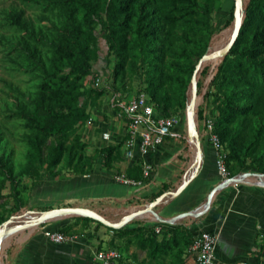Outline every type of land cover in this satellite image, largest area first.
Wrapping results in <instances>:
<instances>
[{
    "label": "trees",
    "instance_id": "16d2710c",
    "mask_svg": "<svg viewBox=\"0 0 264 264\" xmlns=\"http://www.w3.org/2000/svg\"><path fill=\"white\" fill-rule=\"evenodd\" d=\"M216 2L217 0H202L201 3L197 0H62L60 3L64 15L54 46L56 57L46 75L42 95L33 103L32 111L24 116L25 127L32 136L28 140L25 164L17 177L30 179L32 187L41 183L43 172H46L49 178L58 177L52 170L61 163L67 153L68 142L76 128L91 118L90 102L105 92L104 89H95L92 86L85 88L80 83L94 76V66L99 59L100 39L106 48L103 58L109 67L111 82L113 78L123 75L127 67L135 69L136 72L140 68L143 69L146 86L134 94L143 92L154 106L161 110L164 117H174L169 112L164 96L158 94L159 85L154 76V73L160 70L156 65V45L160 39V27L164 28L166 38L172 37L183 25L199 24L205 20L203 23L207 27V20ZM240 17L242 23L238 35L216 66V70L213 71L206 65L196 74L204 77L213 74L203 98L205 105L198 109V118L201 119L203 114L210 110L215 112L212 132L217 135L221 150L225 153L224 162L229 178L233 177L232 174L239 175L245 168L253 175L264 174V151L257 152L258 139L264 136V122L254 136L249 132L256 120L264 116V0H249L245 8L240 9ZM233 18L234 7L231 6L224 26H228ZM213 33L211 29L206 41L195 45L197 51L190 50L189 55L182 53L185 61L178 63V74L174 76L173 81L181 87L183 98L197 62L206 53L208 39ZM48 93L50 97L47 98ZM125 139L118 144L106 146L103 151L109 156L122 153ZM74 141L78 149H83L77 137H74ZM108 155L103 159L104 163L109 162ZM114 159L108 167L103 164V170H113L116 163ZM0 170L15 193L18 182L1 160ZM73 171L72 176L78 177L94 173H85L83 167L79 170L76 167ZM125 176L135 182H150V176H143L140 160L125 169ZM167 187L162 186V190L155 194L156 198ZM14 201L22 202L18 197H14ZM48 210H51V207H40L36 212L41 214ZM77 222L101 226L89 217L78 218ZM69 225L70 223L60 228L65 236H73L76 233L72 231V226L68 227ZM154 226L143 224L138 228L136 225L128 230L108 228L113 232L109 251L121 255L120 245L114 236L121 232L124 237L140 232L142 248L151 249L152 255L158 250L169 252L182 247L179 241L186 236L187 242L183 246L187 253L184 250L177 260V264H184L192 243L191 239L188 240L192 238L191 232L183 226H175L170 233L164 231L159 239V234L153 231ZM84 231L83 229L79 232L83 234ZM261 247L259 253L261 264H264V244Z\"/></svg>",
    "mask_w": 264,
    "mask_h": 264
},
{
    "label": "rangeland",
    "instance_id": "374dc122",
    "mask_svg": "<svg viewBox=\"0 0 264 264\" xmlns=\"http://www.w3.org/2000/svg\"><path fill=\"white\" fill-rule=\"evenodd\" d=\"M61 1L0 0V160L7 171L18 182V187L14 193L10 184L5 181V174L0 170V228L9 220H15L13 222H16V219L27 220L32 217V214L27 212L28 210H33L34 207L32 204L33 187L31 186V181L26 177H17L25 164L28 140L32 136L25 127L24 116L32 111L33 103L42 95V86L46 75L50 72L51 62L56 57L54 46L64 15ZM201 1L197 0L198 3H201ZM248 1L217 0L214 10L207 20V27L203 23L205 20L200 21L199 24L183 25L173 33L172 37L167 38L164 34V28L160 27V39L156 45L158 49L156 65L160 70L154 73L157 78L156 82L159 85L158 94L166 99L169 112L176 118L177 126H180L182 133H188L186 116L187 113L190 114L193 131L189 135L194 137L195 134L199 143L202 136H205L207 121L210 120L213 123L215 116V112L210 110L208 113L203 114L201 119L198 118V109L205 105L203 98L208 89L210 77L213 74L211 73L207 77L202 75L196 77L195 106L191 110V81L185 98L181 95L179 84L173 81L174 76L178 74V63L181 64L185 61L182 53L189 55L190 50L197 51L195 45L205 42L212 29L214 33L208 39L206 53L197 62V65L200 64L199 70L209 65L211 70L215 71L216 66L224 57L220 52L227 46L235 32L237 21L240 18V9L245 8ZM231 6L234 7V18L228 26H224ZM154 19L157 21L156 17ZM99 48V59L94 66V76L88 77L80 83L85 88L92 86L95 89H104L105 92L102 96L90 102L89 113L93 120L90 123L85 122L76 128L68 142L67 153L61 163L52 170L54 174L58 175L57 178L59 179L72 176L76 167L78 170L83 167L85 173L102 171L103 164L108 167L114 158L116 163L115 168L110 171L111 174L115 177L122 174L125 176L124 166L126 160L123 147L121 148L122 153H114L110 156L103 149L110 144H118L120 142L123 136V124L118 116L120 109L116 106L119 105V101L127 100L138 89L146 86L145 75L141 68L136 72L135 69L127 67L123 75L113 78V82H111L110 70L103 58L106 48L101 39ZM193 60H196V58H193ZM130 63L132 64L133 61L131 60ZM67 71L68 68L65 69V72ZM177 76L179 77L180 75ZM46 97H50V93ZM263 122L264 116L256 120L255 124L250 127L249 132L252 136L255 135L256 130ZM102 131L110 132L111 143L100 140ZM74 137L78 138L79 144L83 146V149H78ZM257 144V152L264 151V136L258 139ZM107 155L109 156V162L104 163L103 159ZM46 174V172L41 174V182L52 180ZM246 175H253L249 173L248 168H245L237 176L232 174L233 177L230 179H240L241 182L250 180L251 185H256L255 180L258 179L256 176H264V174H255V177L253 175L252 177L243 178ZM2 184H4V187H2ZM232 186L240 185L238 183ZM14 197L20 198L23 204L22 202H15ZM148 198L147 201L149 203L157 199L155 193ZM106 204L108 203L88 204L91 209H85L91 210L96 215L112 223L122 222L121 218H114L104 212L103 206H106ZM65 207L76 206L73 204H62V208ZM34 209L36 210V208ZM68 218V220H72L68 227L72 226L73 232H79L83 229L98 230L100 228L102 230L106 229L107 233L109 231L108 227L99 226L95 223L80 224L77 220L82 218V216H68ZM143 223L137 222V227H141ZM60 225L64 226L63 224ZM127 227L129 228V226H126L124 230H128L126 229ZM120 229L123 228L117 227V229L112 230ZM123 234L121 232L114 235L115 240L120 245L121 255L118 253L120 257L113 264H177L181 253L184 250L187 253L186 248L183 246L187 242L186 236L179 241L183 248H174L169 252L158 250L155 255H152L151 249L145 250L142 248L140 232L126 237ZM163 234L162 232L158 235L159 239ZM190 239L192 240L191 237L188 238V240ZM261 248H258V253ZM189 254H186L184 264H193L190 258L188 259ZM187 259L188 262L186 263ZM259 259L261 264V256Z\"/></svg>",
    "mask_w": 264,
    "mask_h": 264
},
{
    "label": "crops",
    "instance_id": "0c3cea01",
    "mask_svg": "<svg viewBox=\"0 0 264 264\" xmlns=\"http://www.w3.org/2000/svg\"><path fill=\"white\" fill-rule=\"evenodd\" d=\"M199 144L198 157L195 138L182 133L176 125L158 151L147 158L152 167L148 184L123 185L105 170L82 177L52 178L32 188L34 207L27 212L33 219L39 216L36 211L40 207L57 209L62 208V204H73L91 209L88 204L108 203L103 206L104 212L127 220L121 228L129 226L126 229H130L138 225L137 222H144L163 232H171L175 226H184L191 234L201 230L214 232L218 235L217 264H260L257 236L260 231L264 234V178L255 180L256 185L248 180L236 187L221 186L223 181L215 167V151L205 136ZM164 185L167 189L149 210L155 201L149 203L148 197L162 190ZM68 219L67 216L54 218L5 233L0 245V264H100L95 254L109 250L112 231L88 229L83 234L76 232L67 236L71 239L59 244L44 236V230L53 231L71 223ZM13 221L2 225L0 230L5 227L7 232L21 225L23 219ZM189 258L194 264L191 254Z\"/></svg>",
    "mask_w": 264,
    "mask_h": 264
},
{
    "label": "built area",
    "instance_id": "2783aa9c",
    "mask_svg": "<svg viewBox=\"0 0 264 264\" xmlns=\"http://www.w3.org/2000/svg\"><path fill=\"white\" fill-rule=\"evenodd\" d=\"M120 102V103H119ZM116 107L120 109L119 118L123 124V138L125 139L123 149L126 160L125 167L129 168L136 160L142 163L143 176L151 175V165L147 158L155 154L162 146L165 139L172 133L177 125L175 117H164L161 110L156 108L143 92L131 95L125 101H119ZM92 117L87 121L90 123ZM212 122L206 123L205 137L215 151V166L217 173L222 181L229 178L225 167V153L222 152L217 135L212 132ZM100 140L110 142L111 134L109 131H102ZM120 140V141H121ZM111 143V142H110ZM115 181L127 185L138 186L141 182L129 180L123 174L114 176ZM27 219V221L34 220ZM25 220L22 223L27 222ZM156 234L163 231L159 227H153ZM168 232H170L168 230ZM44 236L51 242L59 244L68 241V238L61 233L60 228L55 230H44ZM259 246L264 243V234L260 231L257 236ZM218 241V235L214 232L201 230L192 234V243L189 247V253L194 258V264H217L215 247ZM119 254L115 251H100L95 254V260L100 264H113L119 259Z\"/></svg>",
    "mask_w": 264,
    "mask_h": 264
},
{
    "label": "water",
    "instance_id": "95a60500",
    "mask_svg": "<svg viewBox=\"0 0 264 264\" xmlns=\"http://www.w3.org/2000/svg\"><path fill=\"white\" fill-rule=\"evenodd\" d=\"M241 23H242V18L240 17L238 19V21H237V26H236L235 32L232 35V37H231L230 41L228 42L227 46L220 52L221 55L225 56L226 53L228 52V50L230 49V47L232 46L234 40L236 39V37L238 35V31H239V27H240ZM199 67H200V64L196 66L195 71H194L193 76H192V79H191V86H192V98H191V101H190L191 110H193V108L195 106V98H196V83H195V79L197 77L196 74H197V72L199 70ZM186 123H187L188 133L191 134L192 131H193V127H192V119H191V116H190L189 113H187V116H186ZM194 138H195L196 143H197V152H196V154L199 157L200 153H201L200 152L199 140H198V138H197V136L195 134H194ZM196 172H197V169L195 170V174H196ZM248 176H250V175L243 176V178L248 177ZM254 177H255V175H254ZM256 177L258 179L264 178V176H259V175H257ZM238 183H241L240 179H234V180L228 179L226 181H223L221 186H225L227 184L233 185V184H238ZM156 202H158V199L153 204H150L149 210L155 205ZM65 216H67V217L68 216L89 217L92 220L100 223L101 225H103L105 227H108V228H113V229H115V228L117 229V227L121 228L122 225H124V222L127 221L126 219H124L121 224L114 225V224H111L110 222H108L105 218L96 215L91 210L85 209V208H79V207H65V208L51 209V210H48V211H46L44 213L39 214V216H37L34 220H30V221L24 222L21 225L16 226L15 228L7 230V232L5 230V227H3L0 230V245H1L2 236L5 233H8V232L12 233L14 231L23 230V229L28 228L31 225H39V224L44 223V222H46L48 220H51V219H54V218H59V217H65ZM130 218H131V216L129 217V219ZM11 221L12 220H9L8 222H11ZM8 222H6L4 225H6ZM158 222L161 223L162 220L158 219Z\"/></svg>",
    "mask_w": 264,
    "mask_h": 264
}]
</instances>
